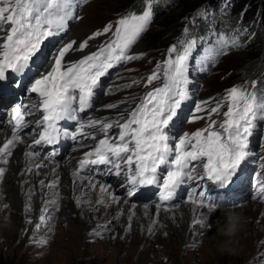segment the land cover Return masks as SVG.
Returning <instances> with one entry per match:
<instances>
[{
  "label": "snow or ice",
  "instance_id": "6c2138e0",
  "mask_svg": "<svg viewBox=\"0 0 264 264\" xmlns=\"http://www.w3.org/2000/svg\"><path fill=\"white\" fill-rule=\"evenodd\" d=\"M82 2L86 0H0V82L7 81L9 74L23 76L44 41L66 32L70 22L79 18L77 10ZM156 2L158 0H144L141 13L123 15L115 23H108L101 31L86 37L78 46H75L76 40H71L58 49L50 70L35 79L28 88L36 100L13 108L11 135L0 146V163L7 165L16 147L24 143L27 149L24 155L28 159L26 171L31 173L33 167L39 170L45 166L50 155L55 154L54 146L61 138L82 143L86 139L102 137L83 153L72 173L73 184L86 180L85 191L98 187L97 207L110 206L107 201L118 203L121 197L109 191L111 186L96 179L95 172L105 170L93 166L105 165L106 174L124 177L123 186L129 198L140 187L157 186L160 201L157 209L164 207L165 210L178 191L190 185L187 202L200 210L190 221V235L202 237L206 233L196 229L208 226V213L238 206L239 202L229 201L226 196L201 190L200 182L206 179L221 189L226 188L234 182L242 163L251 154L248 150L250 137L258 127L257 122H264V95L257 93V85L253 83L251 90L232 86L214 107L207 110L204 108L206 101L198 102L196 112L207 111L208 124L191 134L185 133L177 140L169 128L182 104L190 98L189 72L197 46V41L190 39L167 49V57L157 62L143 78L145 92L105 105L107 109H119L115 117L85 120L81 115L92 108L96 89L109 70L142 58L141 54H132L131 49L152 23ZM108 34L110 38L96 51L78 60L66 59L71 52H83L89 41ZM228 46L225 42L224 47L205 50L199 59V71H206L220 55L226 54ZM232 46H236L235 41ZM156 81L162 83L156 84ZM139 83L141 80L136 79L123 87L131 88ZM19 84L17 81L16 86ZM225 107L222 120L211 119L213 115H221ZM29 116L38 117L34 121L35 127H32L35 136L31 143L23 138L24 129L31 127ZM199 119L204 117H193V121ZM64 122H72L74 130L66 127ZM113 129L118 131L113 132ZM45 147H52L53 152L43 155L39 148ZM37 158L41 162L33 163ZM161 169L165 171L161 172ZM5 172L6 168L0 166V177ZM39 184L57 190L60 180L56 178L47 183L40 180ZM259 190L264 194V183L259 185ZM60 198V193L54 191L53 198L44 201L34 225L36 231L47 227L51 235V222L60 211ZM75 202L79 205L89 201L81 197ZM3 207L8 205L5 203ZM24 211H31L30 204ZM27 223L33 221L28 219ZM108 229L109 225H101L91 231V236L103 238ZM152 230L150 226L148 232ZM30 243L34 247L47 245L48 239L33 237ZM198 245L197 240L192 246Z\"/></svg>",
  "mask_w": 264,
  "mask_h": 264
},
{
  "label": "rangeland",
  "instance_id": "374dc122",
  "mask_svg": "<svg viewBox=\"0 0 264 264\" xmlns=\"http://www.w3.org/2000/svg\"><path fill=\"white\" fill-rule=\"evenodd\" d=\"M133 1L134 0H86V2L81 3V6L77 10L79 18L71 21L69 29L63 34H68V32L70 31L69 35H67L66 37L71 36L73 40L79 39L78 42H82L83 37L90 33V31H92V33H90L89 35L93 34L96 31H101L103 27L108 23H115L119 17L131 13L128 8H132L135 5L133 4ZM138 1L139 0H136V6ZM140 1L143 2L144 0ZM190 1L192 3L194 2V0H181L180 3L178 2L177 4V6L179 5L178 7L175 5L172 8H166L165 11H160L156 14L153 13V15L155 16H153V21L150 24L148 30L144 34H142L141 38L131 50L132 54H141L142 58L119 65L117 68L110 71L104 77V79L101 80V87L107 82L115 80L114 82H112L113 88L109 83L106 86L107 90H110L112 88L110 90L111 93L108 92V94L106 95L107 97H110L112 99L109 101L116 100L120 97V99H123L127 94H138L142 88L144 90L143 92L147 90L144 87L143 78L146 77L149 72L154 69L157 62H160L167 57V49L173 46L178 40L175 38L173 42L172 40L168 39L165 46L157 48L155 39L157 38V34L159 32V30L156 31V29H158L157 27H159V22H171L172 25L178 23L181 30L178 34L186 35V38H192L190 32L191 18L187 14L183 15L182 11H179L182 8V5L188 3L191 4ZM198 4L199 3H197V5ZM203 4L205 5L208 3L203 1ZM136 6L133 7L134 12H136ZM144 6L145 5H143V8ZM195 6L196 5H194V7ZM201 7L198 8L195 12H199L202 16H204L209 11H202L200 10ZM142 10L138 12V14L141 13ZM72 28L73 30L71 33ZM185 29H187V32H185ZM61 37V35L53 36L51 41H47L42 44V49L38 57L32 62V65L27 70V72H29L31 76H34L32 74L33 68L36 64H38L40 60H46L48 62L50 54L52 53V49L57 46V43L59 42L58 40ZM98 37V41H96L95 39L93 41L99 42L102 39H109L110 34ZM251 40L252 39H250V41ZM233 41L236 42V46H233L232 53L226 52V54L220 55L216 59L215 63L210 65L204 72L199 71L200 56H202L204 51L209 47L217 48V43L212 39L211 41H208L205 46L200 45L195 49L194 58L191 61L192 67L190 68L189 72V78L194 82L193 90H191V84L189 89V99H191V102L187 104V101H185L182 104L180 110L178 111L177 118L174 119V122L170 125L169 128V131L175 136L177 140L185 133H188V129L191 134L198 129L205 128L209 122L207 111L199 113L196 112L195 103L198 100L197 98H199L196 96L198 93H202L200 102H207L204 104V108L207 110L211 107H214L216 105V102L221 100L226 90H228L232 86L240 87V85H242L243 79L236 77L235 72L239 68H237L236 64L238 63V60L244 59V57H246L247 52L245 50H241V41L239 42L235 39H233ZM233 41L229 42L228 40V43L232 45ZM38 75L40 76L41 74L38 73ZM31 76L26 81L24 79L22 80L23 83L21 82L22 84L19 87L20 92L26 91V83L28 82V80H30ZM13 79L15 80L16 78H13L12 76L9 81L6 82L4 87H0V93L4 88H13V86L15 85V83L12 81ZM136 79L141 80V83L133 85V87L131 88L123 87V85L129 84ZM149 88H151V85L149 86ZM256 91L259 95H264V88ZM143 92H141V94ZM11 96L16 95H11L10 92H7L4 96L3 93L0 94V108L3 107L2 109H0V122L5 120L2 117L3 112L4 117H6L8 106H10V104L16 100H7ZM102 99L98 100L99 103H95L90 111L94 110L95 108L99 109L100 107L96 106L100 105ZM223 111H226V107L221 110V115H213L211 119H215L218 121L222 120ZM197 115L204 117V119H202V121L199 123L190 125V123H195L201 120L199 119L193 121V117ZM186 122H188V124H186ZM257 124L258 127L255 129H258V134L253 139L250 137L249 140L248 150L251 154L241 165L244 167V173L246 174V178L249 179V182L247 181V183L244 184L245 187L240 189L239 191L230 192L231 194H227V198L229 200L231 197L232 201L239 200L238 206L229 209H221L215 213H208L209 217H212L215 221L216 217H218V213L227 212L233 209H241V206L243 207V205L247 204L250 200L254 202L257 201L256 197L253 198L257 190L256 188L253 189L254 184L252 183L251 176L256 169V173H260L264 170V122L258 121ZM255 129L253 131H255ZM116 131L118 130L116 129ZM59 147L62 150L63 154L55 160H59L62 158V156L66 155L65 151H67L70 146H66L65 142H63L62 140L59 143V146L54 147V149H58ZM45 151L52 152L53 148H45ZM68 154H70V152ZM76 157L77 156H75V159H73L75 162ZM52 162L53 161H50V163ZM163 171L165 170L163 169ZM109 179L111 181L116 180V182H118L117 180H123L121 178ZM32 195V191H27L28 201L30 202V204H35L32 203V198H29L32 197ZM135 197L136 196H134L133 199L130 200L134 204L147 202L146 199H153L151 194L144 195L143 199L145 200H142L141 198L137 199ZM51 198H53V194L49 199ZM83 198L88 199V196H84ZM257 198L261 200L259 197ZM62 199H64V197H61L59 201L60 211L55 215L54 219L51 222V235L48 234L47 227H43L39 231L35 230L34 225L38 218L33 209V205H31V211L27 212L28 219H31L33 223H27L28 219L24 221L19 211L11 209L10 214L7 215L6 220H4V225H1L2 228L4 227L6 228V230L5 234H0V264H136L135 259L139 254V248L135 249L134 253L126 258L125 248L128 245H123L119 241L120 233L124 229V226L122 227L120 223L121 218L123 217V213L121 211L109 213V211L101 210V205H99L98 207H94L93 214L95 215L93 216L92 213L89 214L85 212L86 209L84 205L77 204L75 207L69 208L68 206H66V203L61 202ZM241 199L243 200L240 201ZM16 200L19 201V198L17 197ZM262 201L264 202V200ZM149 202L150 201H148V203ZM180 203L181 199L178 200L177 204L179 205ZM49 207H51V205H49ZM76 208H79V211ZM170 211L172 210L165 212ZM199 211L200 210H198V212ZM11 216L14 218H18L15 219L16 224H12L10 218ZM103 216L104 221L100 223V217L103 218ZM69 220H71L73 224L75 235L74 240H71L67 235L62 234V231L65 230V226L67 225V221ZM83 222H87V225ZM214 222H209L207 227L213 226ZM215 223L219 224V222ZM101 225H109V229L105 232L103 238L92 237L91 231L97 229ZM23 228H26L24 237L22 234L23 232L21 231V229ZM262 229L263 228L260 229L261 238H254L251 246L248 248L245 247L247 245H244V243L240 244V246L238 247L236 246L235 248H229L225 241H219L217 242V247L213 248L212 250L208 249L207 255L205 254L206 250L204 251V249L208 247L211 239L207 241L201 239L199 240L198 247H193L191 245L186 251H184V247L180 243L177 253L172 256L171 254H168L167 250L165 251V254L161 251L158 252V249L160 247L157 244H153V253H148L147 257L149 258L145 261L144 264H264V256L261 255L264 254V243H261V241H264V234L262 233ZM83 231L84 234L82 233ZM134 234H137L138 237H140V234L138 232ZM20 237L21 242L18 243L17 241L20 239ZM33 237H35L36 239L47 238L48 244L38 245L34 247L30 243ZM248 242L249 241L247 240L246 243ZM72 246H76V255L71 254ZM186 255L189 256V259L185 261L183 257Z\"/></svg>",
  "mask_w": 264,
  "mask_h": 264
},
{
  "label": "bare ground",
  "instance_id": "6f19581e",
  "mask_svg": "<svg viewBox=\"0 0 264 264\" xmlns=\"http://www.w3.org/2000/svg\"><path fill=\"white\" fill-rule=\"evenodd\" d=\"M72 30L73 28L71 29V33H72ZM69 32L68 34H63V33L60 34L62 37L59 38L58 40L59 42L57 43V46L52 49V54H53L51 55L52 57L55 56L56 52L58 51L60 47H62L65 43L73 40L71 36L66 37L67 35H69ZM90 33H92V31H90ZM90 33L84 36L83 40L86 37H88ZM95 40L98 41L99 37H96ZM76 41H77V45L75 46H78V44L80 43L78 42L79 39H77ZM105 41L106 39H102L99 42H94L93 40H91L89 41V46L85 48L83 52H71L68 54L66 59L78 60L81 58V56H83V54H86V53L89 54V52L99 47ZM52 63L53 62L51 59L48 62L46 60H40L38 64L36 63H35L36 65L34 64L35 65L34 71L39 70L38 73L42 75L43 73H46L48 70H50ZM38 73L34 75L32 81H30L28 85L26 86V91H23V92H20L19 87L23 83L22 80L24 79L26 81L30 77V74L28 75L24 74L23 76H16L14 74H10L11 77L14 76L16 78L15 80L14 79L12 80L15 83V85L13 86V88H10L11 95H16V96H11L7 99V100L9 99H16V100L13 103H11L10 106L18 104V102L19 104H30L36 100L35 94L29 93L28 88L31 86V84L34 82L35 79L40 77V76L38 77L37 75ZM9 79L7 81H9ZM102 79H104V77H102L101 80ZM7 81H5V84ZM17 81L20 82L18 87L16 86ZM114 81H111V82L109 81L102 87L100 83V86L96 89V95L94 96V99L92 102L94 106V104L97 103L98 100L103 98L102 101L100 102V105L96 106L100 108L99 109L95 108L94 110L90 111L93 108L92 106V108L88 109L85 113H82L81 115L84 117L85 120L89 118L115 117L119 109L109 110L105 107V105L109 103H116L122 100L120 99L121 97L117 99L114 97L116 100L109 101L112 99L106 96L108 92H110V90L113 88L112 82ZM160 82L162 81L156 82V84H159ZM108 83L112 86L110 90L106 89V86ZM190 84H191V90H193L194 82L190 80ZM4 85H2L1 87H4ZM249 90H251V88ZM143 91L144 90L142 88L140 92L135 95H139ZM201 94L202 93H198L196 95L199 98H197L198 100L195 103V109H196V104L200 102L201 100L200 99ZM130 95L131 94H127L126 96H130ZM188 102L190 103L191 99H188ZM121 107H124V105H121ZM2 117L5 120L0 122V146H2L5 138H10L11 130H12V126L9 123V120L7 119V117H4V112H3ZM37 118H38L37 116H29L27 118L28 121L31 123V127L24 129L23 138L27 143H30L33 137L35 136V133L32 132V127H35L34 121ZM64 123L66 127L72 128L74 130V124L72 122H64ZM89 131H91V129H89ZM112 131L114 132V130ZM257 134H258V129H255V131H253V135L251 136V138L253 139ZM99 138H102V137H97V140ZM62 140L63 142H65L66 146H70L69 149L65 151L66 155L62 156V158L59 160H55L56 158L60 157L63 154L60 147L58 149L56 148L55 154L50 155V159L49 161L47 160L45 162V166L40 168L39 170L33 167L31 173H28L26 171L28 167V159L24 155L25 151H27L24 143H21L16 147V149L14 150L13 156L10 158L9 163L7 165H3L2 163H0V166L6 168L5 174L2 177H0V234H5L6 228L4 227L2 228L1 225L4 223V220H6L7 215L10 214L11 209L19 211L24 221L28 219V216H27L28 214L24 211L25 206L30 204V202L27 199L28 198L27 191L33 192L32 197H29V198H32V203H35V204H30V206L33 205V209L35 213L37 214V218H38V215L40 214L39 211L41 207L43 206L44 201L46 199H49L54 191H58L60 193V196L64 197V199H62L61 202L66 203V206H68L69 208L75 207L77 205L75 201L78 198L88 196V199L86 198L85 200L86 201L88 200L89 202L81 203V204L85 206L86 213L93 214L94 207L97 206L96 200L99 195V188L97 187L96 189H88L87 191H85V186L87 185L86 180L85 181L78 180L74 185L72 173L76 170L78 161L80 160V158H83V153L85 151H88L90 146L94 145L97 142V140L86 139V140H83L82 143H76L70 139L61 138L59 143ZM59 143L55 145L54 147L59 146ZM45 148H48V147H45ZM45 148H39V150L41 151L43 155H49L53 152V151L46 152ZM69 152L70 154H68ZM75 156H77L76 162L73 160L75 159L74 158ZM50 161H53V162L50 163ZM39 162H41V160L40 158H37V160L34 161L33 163H39ZM95 176L98 181L107 182L111 186L109 188V191H112L116 195L121 197V200L117 203V202L107 201V195H105V199L110 206L101 205V210L109 211V213H112V212L114 213L118 211L119 212L121 211L123 213V217L121 218L120 223L122 227L124 226V229L120 233L119 241L123 245H128L127 246L128 248L127 247L125 248L126 258H128L132 253H134L135 249L139 248V254L137 255L135 259L136 264L145 263V261L149 258L147 257L148 253H153V248H152L153 244H157L160 247L158 249V252L161 251V252H164L165 254V251L167 250L168 254H171L172 256L177 253L180 243L183 245L184 251H186L197 240L199 241L201 239H204L205 241H207L211 239L208 247L204 249V251L206 250L205 254L207 255L208 249L212 250L213 248L217 247V244H218L217 242L219 241H225L229 248H235L236 246L238 247L240 246V244H243V243L244 245H247L245 247L248 248L251 246V243L254 238H261L260 236L261 228H263L262 233L264 234V202L262 201L264 199L259 200L257 198L259 197V195L257 194H255L253 198L256 197L257 201H262V202H257V201L254 202L250 200L247 204L243 205V207L241 206V209H233L227 212L218 213L217 215L218 217H216V221L212 217H210L209 222L215 221L217 223L219 222V224H216L214 222L213 226L204 227V228L198 227L196 229L197 232L206 233V235L200 237L197 235H190V232H191L190 221L192 218H194L197 215L199 209L195 208L194 205H192L191 203H188L187 201L181 202L179 205L176 204V202L180 198V193H181L182 188L178 191L175 199L170 202V204L172 205L176 204L175 207H173L172 209H169L172 211L165 212L169 210H165L162 207L160 209H157V204L160 203V201L158 200L157 196L154 197V195L151 192H146L145 194H141L136 197H139V196L143 197L144 195L151 194L153 199L151 200L146 199L147 202L134 204L130 201L133 199L134 196H132L131 198L127 197V189L123 186L124 180L122 181L117 180L118 182H116V180L111 181L109 179L111 177L105 172L102 176H97V175ZM56 178H59L60 180V187L57 190H52L47 187H41V185L39 184L40 180H45V182L47 183ZM256 183L259 184V180H257ZM244 187H245L244 183H242L239 186V188H237L236 190L225 192L224 195L227 197V194H229L230 192H237ZM17 197L19 198V201L16 200ZM231 198L230 200L232 201ZM242 200L243 199H241L240 201ZM148 201L150 202L148 203ZM238 201L239 200H235V202H238ZM5 203L8 205L7 208L3 207ZM76 209L79 211V208H76ZM233 211L239 212L242 214L243 217H245V222H244L243 227L234 236L229 234L230 229L228 227L229 214ZM94 215L95 214H93V216ZM10 218H11L12 224H16L15 219H18V218L17 217L14 218L12 216ZM103 221H104V216L103 218L100 217L99 222L102 223ZM84 224L87 225V222H85ZM150 226H152L153 228L151 233L148 232V228ZM21 231L23 232L22 234L24 237L26 233V228L21 229ZM133 232L134 233L138 232L140 234V237H138V235L134 234ZM82 233L84 234V231ZM62 234L63 235L65 234L71 240H74L75 235H74L73 224L71 220L67 221V225L65 226V230L62 231ZM247 240L249 241L248 243H246ZM17 242L18 243L21 242V237ZM75 248L76 246H72L71 248L72 255H76ZM183 259L186 261L187 259H189V256L186 255L183 257Z\"/></svg>",
  "mask_w": 264,
  "mask_h": 264
},
{
  "label": "trees",
  "instance_id": "16d2710c",
  "mask_svg": "<svg viewBox=\"0 0 264 264\" xmlns=\"http://www.w3.org/2000/svg\"><path fill=\"white\" fill-rule=\"evenodd\" d=\"M180 1L158 0L153 5V13L156 14L165 11L166 8L177 6ZM203 1L208 4L204 5ZM190 3L182 5L179 11L191 18L192 38L178 34L181 31L178 23L172 25L171 22L163 21L158 23L159 27L156 29V31L159 30L155 39L156 47L165 46L168 39L174 42L175 38L178 39L175 45L190 39H195L197 45L215 39L220 47H224V42H227L229 45L227 51L232 53L233 46L228 43V40L229 42L233 39L241 41L240 48L247 54L236 64L237 68L239 67L235 72L236 77L243 79L241 85L243 87L250 89L255 83L256 90L264 88V0H194L193 3L191 1ZM197 3L199 4L197 5ZM133 4L136 6V0L133 1ZM143 5L144 1L139 0L136 6L137 13L143 9ZM194 5L196 6L194 7ZM133 7L128 10L134 11ZM200 7V10L209 12L204 16L195 12ZM250 39L252 40L250 41Z\"/></svg>",
  "mask_w": 264,
  "mask_h": 264
},
{
  "label": "clouds",
  "instance_id": "9594fccd",
  "mask_svg": "<svg viewBox=\"0 0 264 264\" xmlns=\"http://www.w3.org/2000/svg\"><path fill=\"white\" fill-rule=\"evenodd\" d=\"M206 42H208V41H206ZM206 42H203V43L201 42V44H199V45H204L205 46L207 44ZM224 45H225V42H224ZM219 48H221V47L217 44V49H219ZM225 51L228 52L227 48L225 49ZM240 87H243V86L240 85ZM187 104H189V102ZM201 121H202V119L200 121H198V122L190 123V125L199 123ZM186 124H188V122H186ZM113 130H114V132L116 131V129H113ZM188 134H190L189 129H188ZM80 159H82V158H80ZM93 167L101 169V170H105V171H97V172H95V175H97V176H102L104 174V172L106 173V166L105 165H99V166H93ZM256 171H257V169L252 173V176H253L254 173H256ZM161 172H164L163 169H161ZM262 172L264 173V170ZM109 176L111 178H113V179H117V178L120 177V178H122L124 180L123 176H119L118 177V176H116L114 174L109 175ZM237 176H238V174H237ZM259 178H261V181L259 180ZM248 180L249 179L246 178V174L243 171L242 173H239L238 178H235L233 183H231L229 186H227L224 189H221L218 185L212 184L210 181H207L206 179L201 181L200 184H201V190L207 189L213 195H215L216 193H219L221 197H225V195H224L225 192H229L231 190H236L237 188H239V186L242 183L246 184ZM257 180H259V184L256 183ZM252 183L254 184L253 185V189L256 188V190H257L255 194L259 195L260 199H264V194H262L260 192V190H259V185L261 183H264L263 175L259 176L258 178H254V179L252 177ZM189 191H190V185H185V186L182 187V190H181V193H180V198H179V199H181V202H183V201L186 202L187 201V195L189 194ZM146 192H151L154 195V197L157 196V198H158L159 188L157 186H154V185L143 186V187L139 188L138 192L134 196L145 194ZM135 198H137V199L141 198L142 200H145L141 196L135 197ZM148 200H151V199H148ZM177 202H176V204H177ZM162 208H164V207H162ZM172 208H173L172 204L169 203L168 210L172 209ZM244 222H245V217H243L241 213L235 212V211L231 212L229 214V218H228V227L230 229L229 234L233 235V236L236 235L241 230V228L243 227Z\"/></svg>",
  "mask_w": 264,
  "mask_h": 264
}]
</instances>
